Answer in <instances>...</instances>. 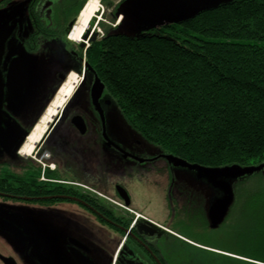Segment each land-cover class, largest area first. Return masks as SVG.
<instances>
[{
    "label": "trees",
    "instance_id": "16d2710c",
    "mask_svg": "<svg viewBox=\"0 0 264 264\" xmlns=\"http://www.w3.org/2000/svg\"><path fill=\"white\" fill-rule=\"evenodd\" d=\"M261 42L264 0H230L141 38L107 33L88 59H96L97 75L125 120L150 144L204 167L254 166L264 163ZM37 171L40 176L42 168ZM252 177L261 186L236 183L226 220L241 203L243 227L232 237L237 246L220 250L245 260L206 252L192 258L179 247V264L188 258L195 264H264V175Z\"/></svg>",
    "mask_w": 264,
    "mask_h": 264
},
{
    "label": "flooded vegetation",
    "instance_id": "af4514ba",
    "mask_svg": "<svg viewBox=\"0 0 264 264\" xmlns=\"http://www.w3.org/2000/svg\"><path fill=\"white\" fill-rule=\"evenodd\" d=\"M88 1L0 0V10L14 2L18 4L22 2L27 5V25L22 22L20 30L22 32L19 34V38L22 39L24 31H27L25 33L27 39L22 42L27 45V50L31 55H39L38 51L41 46H45L49 50L56 47L55 49L60 50L67 58L66 65L70 72L66 79L71 73L76 74L79 78L82 77L81 85L85 89V102L81 108H75L76 111L74 110L69 119L71 129L81 138L78 140L73 137L74 139L67 141V146L69 149H75L77 144H81L82 149L101 159V162H97L85 158L87 161L84 164L82 176L74 177L65 175L61 171L63 164L59 163L51 153H49V159L44 160L47 167L40 176L37 171L40 165L35 161V158L19 155L16 163L0 161V207L15 205L72 208L73 211L86 215L91 221L122 238V243L112 264H171L170 260L178 258L177 241L182 240L166 225L147 217L135 208L134 194L126 186L127 177L131 178L132 175H135L134 167L143 170L144 172H140L142 175H146L147 171L158 173L160 176L169 175L171 192L174 189L182 192L178 195L179 199L177 200L184 202V210L190 208L188 205H194V211L203 212L206 223H208L205 209L207 196L204 192H200L199 188H195V185L191 187L185 179L177 178L178 169L163 157L166 155L163 150L159 149L153 153L150 146L137 141L129 131L123 136L117 134V130L113 126L115 100L112 96L110 100L106 92L99 100L105 118V125L103 124L102 116L91 101V88L95 75L86 71V64L89 63L94 68L88 59V52L102 41L107 33L111 35L118 24L112 29L104 30V12H98L89 22L85 31V34L89 33L88 40L83 41L85 34L80 41H77L78 43L73 40L72 34L79 25L82 10ZM121 1L118 0V3L113 4L112 0H99V2L106 3L107 7L112 8L110 17L113 21L116 20V11ZM93 38L94 40H92ZM82 43L85 44L84 47H81ZM18 57V55L8 54L2 67L8 66ZM94 70L96 71L95 68ZM3 74L6 75L5 68ZM78 115L84 121V133H81L72 123L73 118ZM105 132L112 143L107 142ZM43 144L38 147L41 151H45ZM134 158H138V160ZM88 161L90 164H86ZM120 163L127 164V166L132 163V166L128 167L130 169L127 172L119 175L120 173L118 174L115 168L121 165ZM95 171L97 176L99 174L102 176L97 179ZM47 172L50 176H47ZM165 192L168 201L167 190ZM127 199L129 204H127ZM177 200H173V204L170 203L171 217L176 215L177 218H181L183 208L179 207ZM128 222L129 227L126 228ZM127 231H129L128 234ZM0 243V248H2V241ZM0 254L5 257H13V255L4 254L2 250ZM17 263L20 264L18 260ZM0 264H2L1 261Z\"/></svg>",
    "mask_w": 264,
    "mask_h": 264
},
{
    "label": "rangeland",
    "instance_id": "374dc122",
    "mask_svg": "<svg viewBox=\"0 0 264 264\" xmlns=\"http://www.w3.org/2000/svg\"><path fill=\"white\" fill-rule=\"evenodd\" d=\"M112 1L113 4L118 3V0ZM99 4L101 6L100 13L104 12V30L108 28L112 29L113 27L117 26V24H120V26H117V28L114 29V32H119L134 37L146 35L153 28L159 27L165 23L173 22L181 14L188 15L192 13L194 9L193 4H191L189 0H122L119 3L116 11V14L121 15V17L113 21L110 17V14L113 11L112 8L107 7L106 3L104 2H99ZM26 10L27 5L22 2H19V4L14 2L7 8L0 10V35H4V37L6 38L3 42L4 44L2 49L0 50V64H4L8 54L19 55L26 61L29 68V82L27 84L23 99L18 103H14L16 104L15 106H11V103H7L8 100H6L5 102V108L7 107V109H5L4 112H6L7 121L6 125H4L3 127L2 136L0 137V161H7L9 163H16V160L20 155V153L17 152V148L21 145L24 139V135L29 133L32 126L39 118L43 107L51 99L52 94L59 86L60 80L59 75L57 74L59 67L54 65L51 66V64H49L48 55L50 53L48 52L47 47H40L38 54L39 56H43V60L38 61L35 58L31 57V53L27 50V45L23 44L22 42L27 39V35L25 34L27 33V31H24L22 39L19 38V34L22 32L20 31L22 22L27 25ZM100 36H102L101 33ZM259 44L264 45V42H261ZM92 63L93 65H95L96 59H94ZM3 67H6V65ZM42 68H44L45 72H48L52 75H46V77H38L37 74L42 73ZM53 74H55L54 77ZM81 87L82 85L80 82L74 94L64 106L66 108L70 103L64 117L59 120L53 131L44 142L43 145L45 151L39 150L38 147L41 146L40 143L37 146L38 149L36 150L35 154L33 156L30 155L31 159L35 158V161L38 162V164L42 168V172L47 167V163L41 158L44 156L49 157V153L53 154L57 161L63 164L61 171H63L65 175L73 177L82 176L83 169L85 167L84 164L87 161V159L85 160V158L101 162L99 156L90 155L87 151L82 149L81 144H77L75 149H69L67 146V141L74 138L80 140L81 138L80 136L76 135V132L71 129L72 127H70L69 121L72 113L74 112L76 106L79 104V101L82 98V92L85 90L84 87ZM80 88V92L77 93ZM65 108H63V110H65ZM63 110L60 109L59 111L62 112ZM122 117L125 120L123 115ZM56 118L57 117H54L53 120H55ZM53 122L54 121L49 124L48 130ZM113 126L114 129L117 130V134H119V136L126 135V133H128L129 131L127 126L124 125L119 116H117L113 121ZM135 137V139H140L137 134L135 135ZM86 164H90L89 161ZM120 164L121 165H118L117 168H115V171L118 172V174L120 173L119 175L127 172L132 166V163H130V166H127V164L123 163ZM128 167L130 168L128 169ZM133 172L135 175H132L131 178L127 177L125 182L126 186L129 187V191L134 194L135 208L141 211V213H143L147 217L166 225L173 232H175V234L179 236V239L182 240H178V245H176V247L182 248V253L187 252V254L189 256L191 255L192 258H196L199 252H206V254L210 253L245 260L240 256H235L228 252L220 251L222 249H229L232 247L236 248L237 246L235 245V242L233 240L234 238L232 237L243 227V223L241 222L240 218L242 207L241 203L236 208V210H234V215L231 219H228V221L224 222L221 228L217 230H211L208 226V223L205 222L203 212L198 210L194 211V205L190 204L188 205L190 206V208L184 210V202L182 203L181 200H177L179 199L178 195L181 191L174 189L173 192H171L170 190L169 175L160 176L158 175V173L152 171H147L146 175H142V173L140 172L144 171L139 167H134ZM95 175L97 176L96 171ZM101 176L102 174H99L96 178L98 179ZM178 178L179 180L182 179V177ZM247 180H249L247 182L248 189L256 190L261 186V184L255 177H251ZM164 189L167 190L168 201L166 199V190ZM173 200H177L179 207L183 208V215L181 218H177L176 215L171 217L172 213L170 212V203L173 204ZM62 223L63 221L60 222V224ZM91 225L93 224L84 223L82 226ZM60 227L64 229L59 231L61 232L60 235H62V233H65V231L71 234H77L79 232V229L72 226L70 222H65V224L60 225ZM171 230L169 231L172 232ZM108 231V229H104L103 231L92 229L91 232H89L88 230L85 231L87 232L85 235H81V232L78 233V236H82L83 239L87 240V244H89L91 247L95 246L98 250H101L99 251V253L101 259L103 258V261L100 260V256H98L101 264L108 263V257H111L112 252L115 248L114 246L121 240V237H115V235L111 231L109 232L113 236L109 237L102 235L104 233H108ZM177 242L175 241V244ZM183 244L186 246H184ZM2 245L3 247L0 248V251H4V254L7 253V255L10 254L16 257L20 256L16 248L5 246V244ZM103 252H106V254L110 255L108 256ZM180 256L181 255H179L178 253L179 258L170 260V263L176 264L178 262L179 264ZM204 260H209V262L205 263L211 264L210 259ZM190 263L192 264L194 263V261L188 258V260L183 261L182 264Z\"/></svg>",
    "mask_w": 264,
    "mask_h": 264
},
{
    "label": "water",
    "instance_id": "95a60500",
    "mask_svg": "<svg viewBox=\"0 0 264 264\" xmlns=\"http://www.w3.org/2000/svg\"><path fill=\"white\" fill-rule=\"evenodd\" d=\"M189 1L194 6L192 13L188 15L181 14L173 22L165 23L159 27L153 28L152 30L159 29L170 24H178L184 22L186 20L194 18L202 11L215 8L222 3L229 2L230 0ZM115 17V19L117 20L121 17V15L116 14ZM111 34L118 36L122 35L131 38H141L145 36L141 35L134 37L119 32L116 33L114 31ZM88 38L89 33L87 32L85 36H83V41H87ZM5 39L6 38L4 37V35H0V50L3 47V42L5 41ZM92 40H94V38ZM84 46L85 44L82 43L81 47ZM55 48L56 47H52V49L50 50L48 49V52L51 54H49L48 57L49 64H51V66L54 65L59 67L57 73L60 79L59 86L52 94L51 99L43 107L39 118L34 123L29 133L24 135V139L21 145L17 148V152L19 153L31 131L44 115L49 105H51V102L54 100L56 94L59 92V89L65 82L67 74L70 72V69L67 68L68 66L66 65L67 58L60 50H57ZM31 57L35 58L38 61L43 60L42 55H31ZM4 68L6 71L5 76L3 74ZM4 68H2V64H0V137L2 136L3 127L4 125H6L7 121L6 112H4V110L7 109V107L5 108L6 100H8L7 103H11V106H15L16 104L14 103H18L23 99L27 84L29 82L28 65L26 61L20 56L17 59L13 60L8 66L6 65V67ZM42 69V73L37 74L38 77H46V75H52L48 72H45L44 68ZM86 71H90L95 75V80L91 88V101L93 106L102 116V121L105 125V118L99 100L104 92L107 93L110 100L112 99L111 95L108 93L105 85L102 83L96 71L89 63L86 64ZM54 76L55 74H53V77ZM81 88L77 91V93L80 92ZM84 99L85 94L83 91L82 98L80 99L79 104L76 106V108L82 107L83 103L85 102ZM69 105L70 103L65 108V110H63L61 114L54 120L53 124L50 126L49 130L44 136L41 144L46 141L47 137L50 135L54 127L61 119L62 114L64 117ZM113 107L114 120L117 116H119L124 125L127 126L129 132H131L133 137L136 138V134L139 136L140 139H136L137 141L150 146L153 153H155L156 150H159V148L150 144L146 139H144L140 134H138L129 126L127 121L123 119L121 115L122 113L115 102L113 104ZM72 123L79 131H81V133H84L83 130L85 124L81 116H75L72 120ZM105 129L106 128H104V130ZM105 138L107 139V142L112 143L106 132ZM163 157L178 169L177 178L182 177L183 179L188 181L189 186L192 187L195 185V188H199L200 192H204L205 196H207L205 209L207 212L208 226L211 230L219 229L224 224V222H226L231 208L233 207L236 200L235 184L244 181L257 173H262L264 175V163L254 166L232 165L221 168H210L198 164H190L189 162L179 157H175L171 154H166ZM134 159L138 160V158ZM127 202V204H129L128 199ZM62 221L63 223L60 224V222ZM65 222H70L72 226L78 228V233L81 232V235H85L87 233L85 231L87 230L91 232L92 229L100 231L107 229L101 227L94 221H91L86 215L73 211L72 208H41L35 206L29 207L15 205H4L0 207V239L2 243L5 244V246L16 248V250L20 254L19 257H5L0 254V261L2 262V264H18L17 260L20 262V264H101L98 259V256H100L99 251L101 250H98L95 246L91 247L89 244H87V240L83 239L82 236H78V233L71 234L65 231V233H62V235H60L61 232L59 231L64 230L60 227V225H64ZM84 223L93 225L82 226ZM126 233L128 234L129 231H127ZM102 235L109 237L113 236L109 231L108 233H104ZM115 237L117 236L115 235ZM121 243L122 238L114 246V250L112 249L113 252L110 258L108 257L110 254H106V252H103L108 255L107 264L113 263L115 254ZM100 260L103 261V258L101 259V256Z\"/></svg>",
    "mask_w": 264,
    "mask_h": 264
},
{
    "label": "bare ground",
    "instance_id": "6f19581e",
    "mask_svg": "<svg viewBox=\"0 0 264 264\" xmlns=\"http://www.w3.org/2000/svg\"><path fill=\"white\" fill-rule=\"evenodd\" d=\"M100 4L99 0H89L82 10L79 25L76 27L72 34V39L80 41L82 36L85 34V31L88 28L89 22L100 13ZM78 43V42H77ZM81 82V78H79L76 74L71 73L70 76L67 77L66 81L60 88L57 93L55 99L44 113L41 120L31 131L29 137L26 139L25 144L23 145L20 155L24 157H30V155H34L37 146L42 142V139L47 133L48 126L52 121H54V117H58L61 112L60 109L63 110L65 108L67 101L72 97L78 85ZM48 157L44 156L41 159L46 160Z\"/></svg>",
    "mask_w": 264,
    "mask_h": 264
}]
</instances>
